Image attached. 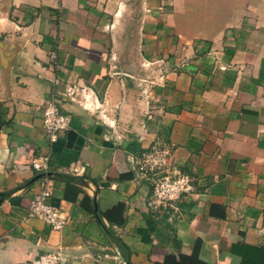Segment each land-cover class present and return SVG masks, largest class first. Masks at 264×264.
<instances>
[{
  "label": "crops",
  "instance_id": "obj_1",
  "mask_svg": "<svg viewBox=\"0 0 264 264\" xmlns=\"http://www.w3.org/2000/svg\"><path fill=\"white\" fill-rule=\"evenodd\" d=\"M71 83L93 105L62 100L51 144L42 107ZM0 106V264L58 246L63 264H264V0H0ZM157 139L195 185L179 213L132 170ZM46 154L61 230L25 218ZM119 203L123 225L104 215Z\"/></svg>",
  "mask_w": 264,
  "mask_h": 264
},
{
  "label": "built area",
  "instance_id": "obj_2",
  "mask_svg": "<svg viewBox=\"0 0 264 264\" xmlns=\"http://www.w3.org/2000/svg\"><path fill=\"white\" fill-rule=\"evenodd\" d=\"M154 62L145 61L150 67ZM158 82L152 77L140 80L142 91L150 97L153 86ZM80 96V97H79ZM82 98V100H81ZM93 93L88 86L78 83L69 84L63 91L53 90L52 95L42 107V121L51 144L59 138L62 130H67L71 123V114L61 110L62 100L82 102L87 108L93 105ZM50 155H42L32 160L35 170L43 173L41 190L31 200L25 218H37L48 223L52 229L61 230L69 221L67 213L49 202L52 195L50 178ZM132 170L138 179H148L152 183V193L148 199V207L155 212L173 211L179 213V202L195 193V185L190 175L181 171L171 160V148L161 139L155 140L150 147L131 159ZM75 172L78 168L73 169ZM101 255L95 262L101 264ZM62 246L39 255L30 264H63Z\"/></svg>",
  "mask_w": 264,
  "mask_h": 264
},
{
  "label": "trees",
  "instance_id": "obj_3",
  "mask_svg": "<svg viewBox=\"0 0 264 264\" xmlns=\"http://www.w3.org/2000/svg\"><path fill=\"white\" fill-rule=\"evenodd\" d=\"M3 109L0 106V127L3 124ZM124 204L119 203L115 207L104 212L105 217L112 223L117 225H123L125 223L124 216ZM165 264H209L204 262L198 255V248L191 254H182L178 255V261H174L172 258L168 259Z\"/></svg>",
  "mask_w": 264,
  "mask_h": 264
},
{
  "label": "water",
  "instance_id": "obj_4",
  "mask_svg": "<svg viewBox=\"0 0 264 264\" xmlns=\"http://www.w3.org/2000/svg\"><path fill=\"white\" fill-rule=\"evenodd\" d=\"M73 136H75V133H74L73 131H70V132H69V137H70V139H71ZM40 177H43V174H42Z\"/></svg>",
  "mask_w": 264,
  "mask_h": 264
}]
</instances>
